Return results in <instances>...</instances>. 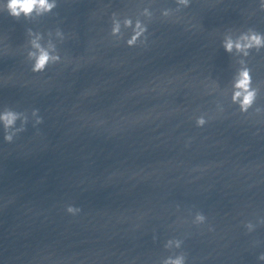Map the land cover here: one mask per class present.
I'll use <instances>...</instances> for the list:
<instances>
[{"label": "clouds", "instance_id": "clouds-1", "mask_svg": "<svg viewBox=\"0 0 264 264\" xmlns=\"http://www.w3.org/2000/svg\"><path fill=\"white\" fill-rule=\"evenodd\" d=\"M178 4H182L185 7L190 5V0H176ZM57 6L56 0H5L4 10L7 14L14 19L18 20L21 16L31 18L33 14L37 16H42L45 13L51 12ZM261 10H264V0L260 2ZM144 14L151 15L148 9L144 10ZM115 15V14H113ZM162 16L167 17L169 15V10L165 9ZM125 26L131 27L132 20L125 19ZM147 25L143 24L140 20L135 23V29L130 38L126 41L129 47H134L136 42L145 36L147 32ZM112 34L117 35L120 33V23L117 20H113ZM29 35H33L31 30H28ZM57 35L62 36V32L57 30ZM42 36L35 35V38L31 41L32 47L35 49L33 52H29V57L33 60L31 71L34 73H40L45 71L49 64L59 63L61 57L53 55L55 51V45L49 44L48 47H44L39 41ZM146 39V37H145ZM223 47L225 51L232 53L233 50L247 57L250 55L251 51L254 49L256 52H260L264 49V33H260L254 29H249L247 32L242 33L237 39H233L231 36L225 38L223 42ZM51 49V51L49 50ZM243 63V61H242ZM234 91L232 93V101L239 105L241 113H247L249 109L253 107L258 98V89L253 86L252 71L249 67H242L233 82ZM259 111V109H257ZM39 109H33V115L36 116L35 124L39 125L43 123V118L38 115ZM20 121V126L17 127V121ZM208 121L203 117H199L196 120L197 127H203ZM28 123L27 117L23 116L22 113L17 112L11 108H5L0 112V125L3 126L4 130V140L7 143H12L14 137L26 130V125ZM68 211H78L69 207ZM206 216L202 213H197L195 220L197 223L203 224L206 221ZM247 227L251 230L252 225L249 223ZM214 229L210 226L209 231ZM175 243L176 247H180L181 241L179 240H169L165 247L171 246ZM259 259L264 260V254H261ZM162 264H186V258L183 255H178L176 257H166Z\"/></svg>", "mask_w": 264, "mask_h": 264}]
</instances>
